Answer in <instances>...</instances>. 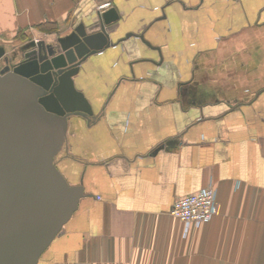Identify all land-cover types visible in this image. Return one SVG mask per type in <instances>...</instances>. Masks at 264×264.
<instances>
[{"label":"crops","instance_id":"obj_1","mask_svg":"<svg viewBox=\"0 0 264 264\" xmlns=\"http://www.w3.org/2000/svg\"><path fill=\"white\" fill-rule=\"evenodd\" d=\"M105 3L115 46L75 78L94 118L56 161L86 196L38 264H264V0H0V47ZM209 186L214 217L185 230L174 202Z\"/></svg>","mask_w":264,"mask_h":264},{"label":"water","instance_id":"obj_2","mask_svg":"<svg viewBox=\"0 0 264 264\" xmlns=\"http://www.w3.org/2000/svg\"><path fill=\"white\" fill-rule=\"evenodd\" d=\"M118 21L109 8L63 36L30 40L9 55L0 47V60L12 64L0 70V264H38L86 196L55 159L71 118H94L75 78L91 56L115 46Z\"/></svg>","mask_w":264,"mask_h":264},{"label":"built area","instance_id":"obj_3","mask_svg":"<svg viewBox=\"0 0 264 264\" xmlns=\"http://www.w3.org/2000/svg\"><path fill=\"white\" fill-rule=\"evenodd\" d=\"M110 7L105 3L98 7L99 11ZM216 213L215 190L209 186L194 193L177 199L172 208L171 215L184 225L185 230L190 226L198 227L209 223Z\"/></svg>","mask_w":264,"mask_h":264},{"label":"flooded vegetation","instance_id":"obj_4","mask_svg":"<svg viewBox=\"0 0 264 264\" xmlns=\"http://www.w3.org/2000/svg\"><path fill=\"white\" fill-rule=\"evenodd\" d=\"M31 40H32V39H31ZM29 41H30V40H29ZM27 42H28V41H27ZM27 42H25V43H27ZM25 43H24V44H25ZM20 47H21V45L19 46V48H20ZM15 52H16V51H15ZM12 53H14V51H12ZM6 64H7L6 66H11V65H12V64L10 63V61H9V62L7 61Z\"/></svg>","mask_w":264,"mask_h":264},{"label":"rangeland","instance_id":"obj_5","mask_svg":"<svg viewBox=\"0 0 264 264\" xmlns=\"http://www.w3.org/2000/svg\"><path fill=\"white\" fill-rule=\"evenodd\" d=\"M43 38H44V37H42V39H43ZM58 156H60V154H59ZM58 156L56 157L55 161H57Z\"/></svg>","mask_w":264,"mask_h":264}]
</instances>
